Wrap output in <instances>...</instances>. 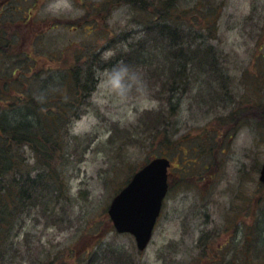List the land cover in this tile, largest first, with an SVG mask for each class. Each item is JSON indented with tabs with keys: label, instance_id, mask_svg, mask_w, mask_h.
Listing matches in <instances>:
<instances>
[{
	"label": "rangeland",
	"instance_id": "1",
	"mask_svg": "<svg viewBox=\"0 0 264 264\" xmlns=\"http://www.w3.org/2000/svg\"><path fill=\"white\" fill-rule=\"evenodd\" d=\"M208 1L219 19L209 28L195 27L191 36L213 47L219 70L188 65L186 73L208 87L192 83V91L176 95L175 112L167 103L173 91L162 88L166 76L149 71L142 61L128 66L121 58L131 44L148 40L147 15L113 0L11 2L9 17L0 18L1 30L11 32L13 40L22 32L25 50L37 59L30 69L37 79H27L28 66L24 73L18 69L13 79L24 82L16 88L35 97L44 96L46 88L58 90L64 71L81 57L82 63L96 60L97 81L86 100L88 112L74 121L66 137L69 161L59 164L69 193L59 206L50 203L51 215L41 204L26 216L18 237L24 255L19 253L12 264H79L72 249L93 251L103 244L122 250L133 264H237L239 256L248 264H264V185L259 179L264 162V0ZM16 6L21 13L13 12ZM15 47L12 54L19 53ZM8 55L0 52L1 75L7 62L15 70L23 64ZM2 97L0 111L11 104ZM220 102L222 107L213 111ZM161 109H169L172 123L166 136L155 138L146 129L156 124ZM157 155L173 160L172 188L153 240L140 252L133 235L115 230L107 207L131 173ZM48 251L58 252L48 256ZM112 257L109 264L125 263L124 257ZM99 261L97 255L94 264Z\"/></svg>",
	"mask_w": 264,
	"mask_h": 264
},
{
	"label": "trees",
	"instance_id": "2",
	"mask_svg": "<svg viewBox=\"0 0 264 264\" xmlns=\"http://www.w3.org/2000/svg\"><path fill=\"white\" fill-rule=\"evenodd\" d=\"M116 1L129 4L144 18L148 16L144 19L147 23L148 40L145 42L139 40L136 45L131 44L129 50L123 53L122 60H127L128 66L133 65L134 60L142 61L147 64L149 71L153 70L166 76L164 80L160 77L162 88L166 86L173 91V94L167 98V103L175 112L178 110V103L173 104L172 102L176 99V95L192 91L194 89L191 86L192 83H200L203 88L206 86L205 80L194 81L186 73L188 65L202 66L207 68L203 70L218 73L219 63L216 66L217 54L213 47L205 39L191 36L197 26L209 28L211 24H216L219 19L216 8L207 3L208 0H192L187 6L182 5L183 0H113V3ZM15 9L13 11L15 14L22 12L21 6H16ZM8 17L7 15L0 16L4 21ZM1 27L0 24V30ZM6 31L1 30V35H6ZM144 36L146 37V33ZM1 40L2 37H0V42ZM15 45L13 39H5L4 44H0V52L9 54L8 57L24 56L25 54L21 55L15 51L12 54L10 50ZM82 60L83 57L76 60L71 69L64 71L61 84L59 80L57 82L59 83L58 90L54 89V86L51 89L46 88V92L42 90L44 96L41 97H35L29 91L26 92L24 89L20 91L18 87L16 88V86L21 87L24 80L13 79V83L7 84L4 81L0 84V97L3 92L4 97L2 98H7L8 103L11 102L5 106L7 109L4 107L0 111V264H12V259L19 257V253L24 255L18 237L23 229L26 216L39 208L41 204L45 205L42 210L48 211L50 203L58 205L69 193L64 167L59 164L62 162L66 165L69 161L67 152L69 148L66 146L69 141H66V137L70 135L69 131L74 121L88 112L89 106L86 100L91 97L97 82L93 71V63L96 60L92 59L93 62L90 63H82ZM154 60L165 62H154ZM21 61L23 64L17 69L24 73L28 66L26 74L29 76L26 77L33 83L37 79L30 73L34 62L30 59L31 66H29L26 63V61L29 62L28 60ZM155 63L166 65L161 70H155L152 68ZM17 69H14V75ZM11 97L13 100L8 99ZM223 103L217 104L213 111L221 108ZM156 116V124L148 126L146 132L155 138L161 135L166 136L172 123L169 109L167 113L161 109ZM182 142L180 138L178 143ZM33 159L34 164L30 165ZM35 171L36 174L33 175ZM50 181L56 186L55 188L51 186ZM51 199L54 201L51 202ZM49 210L48 215H51L53 210ZM60 250L63 251L64 248ZM57 252L48 251V256L56 255ZM72 252V257L79 258V264H82L81 261L94 264L97 255H100L98 264H109L113 259L112 256L116 254L118 257L125 258L124 264H133L125 257L122 250L107 248L105 244L93 251H81L77 248L72 249ZM37 254L39 255V252ZM108 258L110 259L106 263ZM236 262L237 264H248L249 259H242L239 256Z\"/></svg>",
	"mask_w": 264,
	"mask_h": 264
},
{
	"label": "water",
	"instance_id": "3",
	"mask_svg": "<svg viewBox=\"0 0 264 264\" xmlns=\"http://www.w3.org/2000/svg\"><path fill=\"white\" fill-rule=\"evenodd\" d=\"M169 166L167 157L152 159L133 175L108 207L117 231L134 234L139 250H145L152 239L168 191ZM260 179L264 182V164Z\"/></svg>",
	"mask_w": 264,
	"mask_h": 264
},
{
	"label": "flooded vegetation",
	"instance_id": "4",
	"mask_svg": "<svg viewBox=\"0 0 264 264\" xmlns=\"http://www.w3.org/2000/svg\"><path fill=\"white\" fill-rule=\"evenodd\" d=\"M10 0H0V16H5L7 11H8V7H7V4L9 3ZM3 27H1L2 29ZM1 31V30H0ZM6 35H1V32H0V37H2V40L0 42V44H4V41L5 39H13V34L11 32H8L6 31ZM16 37L17 39L14 40V43L16 44L15 46V50H18L19 51V54L21 55H24V56H21V57H9L11 60H37L36 58L30 56L32 53L29 51V50H25V46H24V42H25V37H24V34L22 32H18L16 33ZM18 42V44H17ZM20 44H22L20 46ZM30 54V55H29ZM8 58V59H9ZM5 70V73L3 75L0 74V84H3L4 81L7 82V84H10V82L12 81L13 79V75H14V68H13V65L11 62H7L6 63V66L4 68ZM17 72H18V69H17ZM21 71H19L20 73ZM0 73H2L0 71ZM173 161H171V167H170V182H171V185H172V180H171V177H172V167H173Z\"/></svg>",
	"mask_w": 264,
	"mask_h": 264
}]
</instances>
